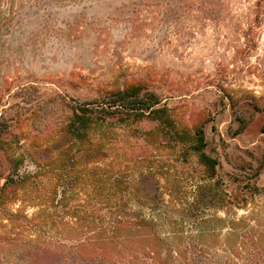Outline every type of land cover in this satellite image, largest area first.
<instances>
[{
    "label": "rangeland",
    "instance_id": "1",
    "mask_svg": "<svg viewBox=\"0 0 264 264\" xmlns=\"http://www.w3.org/2000/svg\"><path fill=\"white\" fill-rule=\"evenodd\" d=\"M252 6L0 0V189L8 177L24 178L0 204V264H77V244L93 236V210L105 203L93 195L90 175L134 184L146 166L161 167L159 187L174 185L190 198L200 168L173 138L196 127L218 161L213 202L238 195L249 178L264 187V166L253 179L264 163V22L254 43L242 37ZM133 84L162 100L170 127L115 118L81 141L67 134L77 105ZM125 191L128 208L144 202ZM255 200L264 207V194Z\"/></svg>",
    "mask_w": 264,
    "mask_h": 264
},
{
    "label": "trees",
    "instance_id": "2",
    "mask_svg": "<svg viewBox=\"0 0 264 264\" xmlns=\"http://www.w3.org/2000/svg\"><path fill=\"white\" fill-rule=\"evenodd\" d=\"M252 9L253 20L242 34L249 44L254 43L255 28L264 22V0H253ZM141 90L133 84L110 92L99 103L77 105L66 126L67 134L81 141L91 127L115 118L149 119L170 127L172 121L162 100ZM173 139L180 144L178 153L185 160L194 156L200 168L192 196L182 197L174 185L160 188L162 175L156 171L160 173L161 167L146 166L141 182L134 184L90 175L93 195L105 203L93 210V236L77 244V264H264V207L255 204L264 187L249 178L238 195L224 192L213 202L208 195L218 183V161L206 152L203 129L196 127ZM149 180L155 182L151 190L142 186ZM22 184L24 178L8 177L0 189V204L14 197ZM123 188L130 197L144 202L134 201L136 206L128 208L122 202ZM213 210H220L223 217L211 213ZM239 211L245 214L239 216Z\"/></svg>",
    "mask_w": 264,
    "mask_h": 264
}]
</instances>
